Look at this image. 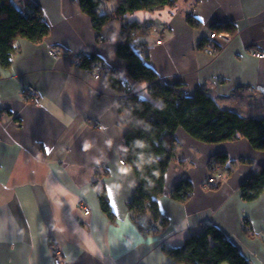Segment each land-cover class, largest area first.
Segmentation results:
<instances>
[{
    "label": "crops",
    "instance_id": "0c3cea01",
    "mask_svg": "<svg viewBox=\"0 0 264 264\" xmlns=\"http://www.w3.org/2000/svg\"><path fill=\"white\" fill-rule=\"evenodd\" d=\"M13 1L39 5L50 31L37 43L18 38L11 65L0 66V264H56L53 244L62 251L59 264H180L167 249L182 246L208 223L250 264H264V193L246 201L240 191L264 165V150L245 137L203 142L179 127L160 217L148 222V213H132L138 177L121 162L127 126L107 70L123 73L140 95L148 90L132 81L126 60L116 54L122 21L110 20L99 31L80 0ZM116 2L103 0L98 13ZM125 19L142 24L132 44L160 80L189 96L205 89L222 107L244 115H263L264 57L250 51L264 52V0H178L174 7L137 10ZM217 30L233 38L212 55L206 46ZM91 53L107 68L99 78L92 75L93 63L82 64ZM28 86L36 87L38 104L24 93ZM220 153L228 155L227 168L219 164L227 175L216 187L208 179ZM182 179L194 188L185 202L171 197ZM102 187L114 219L101 207ZM151 223L156 230L145 232Z\"/></svg>",
    "mask_w": 264,
    "mask_h": 264
},
{
    "label": "trees",
    "instance_id": "16d2710c",
    "mask_svg": "<svg viewBox=\"0 0 264 264\" xmlns=\"http://www.w3.org/2000/svg\"><path fill=\"white\" fill-rule=\"evenodd\" d=\"M102 1L80 0L81 9L92 17L99 31L110 20L122 21L116 54L126 60L132 81L147 85L148 95L142 97L132 86L127 90L129 84L123 73L111 68L107 70L110 85L120 94L119 107L125 115L127 131L123 157L138 177L129 209L134 214L148 213L150 222L160 217L159 198L163 194L166 170L177 154L175 133L179 127L203 142L217 143L245 137L255 149L264 150V113L262 116L244 115L222 107L205 89H198L191 96L186 95L179 85L160 80L156 71L148 65L146 56L134 48L132 41L142 24L127 21L126 16L137 10L155 11L174 7L178 0H117L112 10L99 14ZM187 19L192 25L198 24L191 14L187 15ZM49 31L50 26L39 5L0 0V66L11 65L18 48V38L37 43ZM83 59L84 66L99 61L94 53ZM124 92L126 94L122 95ZM227 162L228 155L220 153L212 158L210 167L221 164L227 168ZM193 189L188 179H182L173 187L171 197L185 202L191 197ZM240 191L246 201H254L264 193V165L242 182ZM98 196L103 211L114 219L115 213L106 189L99 188ZM167 253L180 264H250L238 247L210 223L190 234L182 246L167 249Z\"/></svg>",
    "mask_w": 264,
    "mask_h": 264
},
{
    "label": "built area",
    "instance_id": "2783aa9c",
    "mask_svg": "<svg viewBox=\"0 0 264 264\" xmlns=\"http://www.w3.org/2000/svg\"><path fill=\"white\" fill-rule=\"evenodd\" d=\"M233 38V35L225 32V31H212L210 34V40L212 41V44H210L208 47L206 46V49L212 53V55H218L219 52L222 50V47L226 44L229 43ZM100 39H105L104 35H100ZM161 42V41H159ZM253 55L257 56L258 58H263L264 57V52L263 51H257V50H251L250 51ZM50 53L54 57H60L61 53L59 51H56L54 49L50 50ZM86 57H89L90 54L85 55ZM93 66H92V75L94 78H99L102 73L107 70V68L102 65L100 61H93ZM131 87L129 86L127 90H130ZM24 93H29L32 95V97L29 99L30 101L38 104L40 102V97L38 95V91L36 87L34 86H28ZM126 94L124 92L122 95ZM97 123V122H96ZM121 162L123 164H127L124 157H121ZM227 175V172L219 165V164H214L211 168V173L209 176L208 181L214 185L220 183ZM85 213H90V207L88 205L83 206ZM145 232H150V231H155L156 226L155 224L151 223L143 227ZM52 253L54 255V262L56 264H59L61 262V248L55 244L52 245Z\"/></svg>",
    "mask_w": 264,
    "mask_h": 264
},
{
    "label": "rangeland",
    "instance_id": "374dc122",
    "mask_svg": "<svg viewBox=\"0 0 264 264\" xmlns=\"http://www.w3.org/2000/svg\"><path fill=\"white\" fill-rule=\"evenodd\" d=\"M142 97H147V92L142 93ZM225 179V178H224Z\"/></svg>",
    "mask_w": 264,
    "mask_h": 264
},
{
    "label": "water",
    "instance_id": "95a60500",
    "mask_svg": "<svg viewBox=\"0 0 264 264\" xmlns=\"http://www.w3.org/2000/svg\"><path fill=\"white\" fill-rule=\"evenodd\" d=\"M261 91H264V89H260Z\"/></svg>",
    "mask_w": 264,
    "mask_h": 264
}]
</instances>
